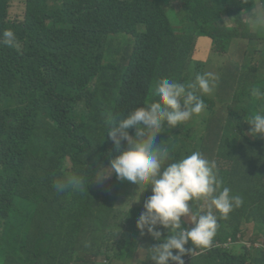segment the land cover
Returning <instances> with one entry per match:
<instances>
[{"label":"trees","instance_id":"1","mask_svg":"<svg viewBox=\"0 0 264 264\" xmlns=\"http://www.w3.org/2000/svg\"><path fill=\"white\" fill-rule=\"evenodd\" d=\"M11 1L0 0V31L12 29L19 41L0 44V264H155L147 249L160 240L137 226L151 187L93 179L116 152L109 127L158 100V79L187 84L204 69L200 37H213L215 51L247 37L244 14L264 0H22V18L9 16ZM116 33H126L119 46ZM243 54L264 56V44H244ZM253 90L264 93L261 75L237 90L248 116L225 104L226 120L208 122L216 111L205 103L155 139L175 160L198 150L215 161L222 186L243 198L218 220L208 248L184 254L185 264H264V143L249 135L248 121L264 113V98ZM77 173L90 180L83 191H56Z\"/></svg>","mask_w":264,"mask_h":264},{"label":"clouds","instance_id":"2","mask_svg":"<svg viewBox=\"0 0 264 264\" xmlns=\"http://www.w3.org/2000/svg\"><path fill=\"white\" fill-rule=\"evenodd\" d=\"M248 23L257 33H264V8H258ZM234 24L227 25L239 28ZM239 31L243 34L240 28ZM125 37L126 33L114 34L113 44ZM204 37H210L214 43L213 37ZM0 44L18 48L17 34L12 29L0 31ZM207 65L208 61H205L204 69L195 73L187 84L168 78L158 79L154 89L158 100L135 107L109 127L107 134L116 145V154L109 155L110 166L102 167L93 174V179L101 181L114 172L119 179L139 187H151L153 194L145 200L137 226L142 234L146 228L148 233L160 240L158 245L147 249L155 264H169L170 260L185 264L184 254L191 257L197 249L208 248L217 232L218 220L227 219L235 208L243 204L242 196L232 194L230 188L222 186L215 161L198 150L175 160L167 147L154 143L159 133L201 114L206 108L205 103L211 101L212 91L222 86V81L229 86V93L236 82H239V88L246 86L247 83L242 81L244 76L239 75L240 69L234 67L230 79H223L219 74L204 72ZM252 94L264 98V93L259 90H253ZM249 118L252 125L249 135L264 143V113L251 114ZM129 129H134L135 134H130ZM122 142H126L127 146H123ZM89 182L87 174L77 173L54 187L57 192L83 191ZM189 201H192L191 206ZM194 205L198 208L195 215L192 214ZM182 217L190 218L194 227L185 226L188 220ZM157 225L168 230L164 239H161ZM189 241L194 249L185 247ZM173 250L178 251L174 254ZM145 253L142 250L141 256Z\"/></svg>","mask_w":264,"mask_h":264},{"label":"rangeland","instance_id":"3","mask_svg":"<svg viewBox=\"0 0 264 264\" xmlns=\"http://www.w3.org/2000/svg\"><path fill=\"white\" fill-rule=\"evenodd\" d=\"M261 4H257V6L253 9V11L244 14V20L248 23L251 19L252 14L258 9L261 8ZM9 16L13 18H22L25 13L24 4L22 0H12L10 2ZM231 25H235L234 23H230ZM249 35L247 37L240 36L235 38L231 44L232 46L228 50L215 51L213 49V40L210 37H200L199 39V53L196 56L198 60L208 61L207 68L204 72H213L215 74H219L223 79H230L231 70L236 66V64L242 68L239 70V75H243V82L249 83L254 75L257 77L259 75L264 78V56L258 54L255 57H245L243 54L244 44H264V33H262V37L257 38L254 35L257 33L253 30L252 26L249 24ZM115 46H119V44H114ZM253 51H257L261 53V49H253ZM222 86H219L215 93L211 97L210 105L213 107V110L216 111V115L220 116V119L217 118L216 115L211 116L208 115V122H219L225 121L229 115V110L225 107V104H231L232 111L238 112L242 116H248L250 111L248 106L246 109L243 108L245 103L240 100H236L237 90L245 89L246 86L240 87L239 82L235 83L234 88L231 90V93L228 94L230 88L228 85L222 81ZM264 136V135H263ZM196 141H194V144ZM113 155L116 152L112 153ZM111 154V155H112ZM101 159L99 160V164L101 165ZM103 162H109L110 165V157ZM102 162V163H103ZM110 171V169H108ZM113 178H117L116 174L113 172ZM134 188L138 187L137 184L132 185ZM214 212L216 210L214 209ZM100 260H96L99 262Z\"/></svg>","mask_w":264,"mask_h":264}]
</instances>
